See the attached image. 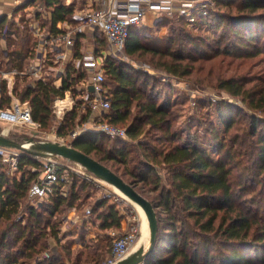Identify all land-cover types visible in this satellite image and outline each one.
<instances>
[{
	"label": "trees",
	"instance_id": "1",
	"mask_svg": "<svg viewBox=\"0 0 264 264\" xmlns=\"http://www.w3.org/2000/svg\"><path fill=\"white\" fill-rule=\"evenodd\" d=\"M41 1L46 4L48 18L37 12L34 21L47 22L52 38L68 33L67 28L58 27L60 23L68 24L69 28L80 25L74 19L73 8L62 0H27L23 6L28 3L38 6ZM217 3L227 7L229 14L223 10L213 13V28L219 30L223 23L227 25L223 38L214 46L181 31L169 38L170 47L151 48L144 44L140 32L133 31L138 28L135 26L130 29L125 53L129 57L151 55L155 70L177 80L196 78L202 72V65L211 64L202 81L207 84L196 79L190 82L197 87L212 85L239 99L245 107L241 109L227 100L217 102L220 120L227 135L230 134L221 141L212 127L219 148L218 162L211 160L208 149L196 139L181 140L176 126L178 116L169 101H161L166 99L160 91L162 82L113 57L104 62L106 79L108 76L113 84L108 92L111 107L105 121L127 128L128 139L137 148H130L125 139L112 142L110 137L97 132L84 133L70 144L107 166L153 204L159 226L157 243L144 264H264V120L249 114L250 111L264 113V68L257 76L250 72L251 68L264 65V0H217ZM25 7L20 8L23 11ZM211 16L201 19V23L210 21ZM11 19L0 14L1 68L8 65L24 72L29 66L27 62L38 57L39 40L33 37L29 19L22 18L19 22ZM228 33L234 37H228ZM75 36V59H79L83 57L79 51L80 32ZM216 45L219 46L215 50ZM208 48L215 53L209 54ZM100 50L99 47L97 52ZM219 55L245 62L238 64L233 74L224 73L219 69L222 65L214 61ZM250 61H254L250 69L240 72ZM46 64L50 68L57 63ZM216 67L218 76L212 75ZM65 69L63 85L59 88L50 80L33 79L22 89L15 86L12 90L19 101L31 105L33 120L42 130L51 127L55 101L64 99L69 91L76 93L73 85L85 79V73L76 64L69 62ZM12 95L3 83L0 108L11 107ZM82 103L78 102L66 113L58 135L65 137L88 120L89 110L83 109L86 112L79 114ZM143 136L164 147H151L149 139L142 142ZM107 162L118 166L117 169L114 171ZM24 166L37 168L39 164L36 158L26 154L20 160V180L10 182L0 172V264H104L111 253L106 242L109 238L96 245H85L83 251L73 256L70 246L62 243V223L54 220L52 224L57 215L75 208L74 204L80 200L76 189L86 188V181L74 179L71 198L62 195L61 187L57 186L56 194L39 205L40 211L30 206L21 220L22 202L37 177L36 172L25 171ZM157 167L169 173L168 185ZM146 193L154 196L149 198ZM160 209L164 218L158 216ZM91 212L100 213L101 230L121 229L123 217L116 205L103 200Z\"/></svg>",
	"mask_w": 264,
	"mask_h": 264
},
{
	"label": "rangeland",
	"instance_id": "2",
	"mask_svg": "<svg viewBox=\"0 0 264 264\" xmlns=\"http://www.w3.org/2000/svg\"><path fill=\"white\" fill-rule=\"evenodd\" d=\"M103 0H62V2L68 6H71L73 8V12H79L81 10H90L92 8H98ZM162 1V0H156ZM164 1V0H163ZM173 4L175 10L172 14L166 15L165 13H162L161 17L155 18V21L150 25L145 27V25L140 28H136L133 31L134 32H140V35L142 37V41L146 46L152 47H159L160 49H166L170 47L169 38L172 36H175V32H189L195 39L200 38L205 40L208 44L216 43L219 39H222L224 36V33L227 31L225 23H223V26L221 29L213 28L214 21H213V15L218 13L219 11L223 10V12H226V14H229V10L227 7L219 6L217 3V0H169ZM193 4L195 6V9H198V6L201 4L206 5V7L203 9V14L201 16L197 17V23H189L188 19L184 16H181L180 9L183 4ZM8 4V3H7ZM25 5V4H24ZM25 7L23 5H18L14 9H12V6L10 4L6 5L4 3L0 4V14H10L11 13V21L19 22L22 18L29 19V24L32 23V19L35 20V16L37 12H42V17L48 18V12L47 7L44 1L39 2L38 6H31L28 8L27 11L25 9H22L20 7ZM222 8V9H221ZM191 10V9H190ZM214 13V14H213ZM153 14L151 12L147 13V16H152ZM211 16V20L209 19L205 21L203 24L201 23V19L206 20V18ZM153 17V16H152ZM39 22V31L41 34L47 36L49 32V24L45 21H41V19L37 20ZM148 23L151 22V20H147ZM46 23V24H45ZM145 23V22H144ZM68 31L72 34L73 37H75L76 29L74 28H67ZM73 29V30H72ZM86 31V29L84 30ZM97 38V45L102 50H104L106 53L107 50L110 49L108 46V43L103 37L94 35ZM229 37H234L233 35L227 34ZM34 37V36H33ZM35 38V37H34ZM43 38L39 37V44L40 40ZM235 40V39H234ZM92 42L87 41L86 43V52L92 48ZM74 46V45H73ZM219 46V45H218ZM216 45L214 48L215 50L218 48ZM105 47V48H104ZM92 50V49H91ZM215 50L207 49V52L209 54H214ZM57 60H61V62H58L56 66L50 67L52 69H49L48 65L46 64L45 68L43 69V72L45 74L46 80H50L52 82H55L56 76L58 73L64 74L66 73V65H64L67 61L69 63V58L66 57L61 58V54L55 55L52 57ZM124 60L119 59L120 61H126L127 63L131 64L132 66L136 67L137 69L146 72L147 74H152L156 78H158L162 83L160 86V91L163 92V98L161 99L163 102L169 101L172 105V109L175 113V115L178 116V123H177V131H179L182 135L181 140H186L188 138L196 139L198 143L205 148L208 149L210 158L213 162H218L219 160V148L218 143L215 141L214 133L215 131L212 127L216 129V133L219 135V139L223 141L226 139L230 134L227 135V132L225 130L224 125L222 124L219 114L217 112V102L219 100H227L233 104L238 105L241 109H244L245 107L240 102L239 99H234L229 97L224 92H221L217 89H215L212 85L211 87H197V85H193V82H190V80L196 79L199 83L207 84L206 82H202L204 79L205 74L208 72L211 64L206 63L202 65V72L200 76H197L196 78H186L183 80H177L174 78H171L168 76L164 71L162 70H155L154 66L151 64L152 56L151 55H144V56H134L129 57L126 55L124 56ZM117 59V58H116ZM259 60V59H258ZM214 61H217V65H222L221 72L233 74L234 71L238 69V64L245 62L243 59H237L228 57L224 59L222 55H219L218 58H215ZM254 61H250L244 65V67L241 68L240 72H243L244 70H249L250 66L252 65ZM63 63V64H62ZM29 66H27V69H29L32 66V61L27 62ZM67 64V63H66ZM199 63L197 64V66ZM258 65V64H257ZM264 68V65H259L255 69L251 68L250 72H254L252 75L257 76L258 74H261L263 71L261 70ZM219 69L216 67V69L213 70V74L215 76L219 75ZM46 71V73H45ZM80 72L85 73V79H87L88 75L86 71H82L80 69ZM229 76V75H227ZM35 79L34 76H30L27 80L23 77H17L14 82L12 83V88L15 86H19L20 89H22L28 82ZM82 80L80 83L74 84L73 88L77 91L67 92L65 95V98H68L70 101L73 100V105L78 104V102L83 101L82 107H84V100L83 98L87 94L86 91V84L87 81ZM88 80V79H87ZM63 84V83H61ZM57 85H60V81L57 82ZM110 86H113L112 82L110 81L109 77L107 76L106 83L104 84L105 89L110 92ZM110 94V93H109ZM13 103L16 102V99L19 101L18 97L15 95L13 96ZM1 99V97H0ZM57 100H63V99H57ZM21 102V101H19ZM57 106V104H56ZM57 110V109H56ZM55 103L53 106V113L54 118L51 123V127L48 130H42L39 125L37 126H23V125H14L5 123L3 121H0V131H4L8 134L9 137L22 140L24 138H34L38 141H57L58 138L60 139L62 136L58 135L59 126L60 123H62L63 119L65 118V113L56 114L55 113ZM80 115L84 114L83 108L80 109ZM85 110V109H84ZM249 112V111H248ZM249 114L251 116H255L259 119L264 120V113L261 112H253L250 111ZM38 124V123H37ZM54 136L57 138L55 139ZM110 139V138H109ZM148 137L143 136V141L147 140ZM114 139L111 138V141L113 142ZM127 140V145H130L132 147L130 148H137L134 146L133 143H131L130 139ZM111 141H106L107 143H111ZM149 142L151 143V147L158 146L159 148L164 147V145H159L157 142L149 139ZM141 152V151H140ZM37 162L39 166L37 168L31 167V166H24V170L28 172H36L37 178L42 174V171L44 170L42 163L44 161L37 159ZM4 164V165H3ZM109 167H114L113 163L107 162ZM117 166V165H116ZM118 167V166H117ZM117 167H114V171L117 169ZM121 169H123L121 167ZM159 175L163 178V181L165 184L168 185V178L169 173L166 169L162 167H157ZM0 172L5 174V178L9 179L10 182H13V180L17 179L20 180L22 176V171L19 169H14L11 167V165H6L3 161L0 160ZM74 179L78 180H85L81 177L73 176L71 178L70 184H68L67 188H65V197L71 198V187L73 186ZM87 183L86 188H77L76 192L78 193V196L80 197V200H77L75 205V208L73 209H67L62 214L60 213L57 215V218L53 219L52 224L55 222L54 220H57L58 222L62 223V229L63 233L61 234L63 238L62 243L65 245L70 246L73 256H75L78 252L83 251L85 245H96V243L100 240H105L106 238H109L110 242L107 240L106 242L109 243V249L113 245V238L110 236L111 231H118L119 235H124L127 232H135V235L137 236V239L134 243V247L136 248L140 244H145L146 247L149 245V227H148V221L145 216V214L142 212H138L135 207L129 203L128 201L124 200L117 192H115V189L110 186L109 184L103 183V182H96V181H88L85 180ZM140 188H143V185L140 186ZM140 189V191H141ZM149 193H146V196L149 198H152L154 195H150ZM144 197V196H143ZM107 201L108 205H116L117 210L122 215V226L121 229H113L109 231L101 230V218L99 219L98 212L91 213L90 215L87 214V210H94L95 206L101 202V201ZM45 202V201H44ZM42 202V204L44 203ZM47 202V201H46ZM32 205V204H31ZM30 202L26 199L24 202H22L21 207V213L19 214L20 219L22 220L23 217L25 219V216H27L30 208ZM1 206V202H0ZM38 211L39 210V204ZM37 208V207H36ZM104 210V209H102ZM102 212V211H101ZM25 215V216H24ZM162 215V210H159L158 216ZM27 218V217H26ZM47 218V216L45 217ZM161 220V217H159ZM18 220V218H17ZM16 220V221H17ZM46 220V219H45ZM49 220L47 219V222ZM26 223V220L24 221V224ZM161 229H163V225L160 226ZM53 240H51L52 243ZM56 244V243H54ZM46 257V255H45Z\"/></svg>",
	"mask_w": 264,
	"mask_h": 264
},
{
	"label": "built area",
	"instance_id": "3",
	"mask_svg": "<svg viewBox=\"0 0 264 264\" xmlns=\"http://www.w3.org/2000/svg\"><path fill=\"white\" fill-rule=\"evenodd\" d=\"M14 1L16 6L27 3V0ZM31 6L32 5L28 3L24 8L25 11ZM205 7L206 5L201 4L198 6V9H195L193 4H183L180 9V14L187 18L189 23H197V17L203 14V9ZM174 10L175 8L169 0L158 2L156 0H103L98 8L81 10L75 13L74 19L78 21L80 25H86L97 30L100 36L107 41L110 49L107 50V53L104 51L101 54H87L82 58L73 59L71 61L73 64H76L77 69L86 71L88 75L87 79H90L89 81L86 80L87 94L83 98L85 102L83 109L89 110L90 113L86 122L79 125L69 135L61 137L60 139L58 138V142L70 145L76 137L87 132L102 133L114 140L128 139L127 128H119L105 121L111 103L108 97V91L104 87L106 82L104 62L109 57L117 59L123 58L122 60L125 59V44L129 37L130 29L135 26H142L148 12L154 13L157 18L161 17L162 13L166 15L172 14ZM32 30L34 31L35 38L38 40L39 37L43 38L40 40V44L43 45V50L39 51L38 49L37 59L32 62V67L24 72L12 69L8 65L1 68L2 60L0 59V97L3 83H6L12 95V83L17 76L21 77L27 75L29 77L34 76L35 79L38 80L46 79L43 69L47 62H56L55 59L49 55L51 53H56L59 46L58 41H64L67 46H73L75 43V37H73L69 31L67 34L55 39L51 36L47 37L41 34L39 28L34 26H32ZM77 32H80V30ZM48 38L50 41L47 40ZM48 46H50V50ZM62 58L65 60L66 56L64 55ZM58 75L60 78L62 77L61 73H58L57 76ZM54 85L58 88L61 87L55 84V82ZM55 113L60 114L58 110H56ZM0 121L23 126L39 125L33 120L31 105L29 103L19 102L17 99L11 107L4 109L0 108ZM54 138L56 139L57 137L54 136ZM23 155L24 154L18 150L0 147V160L6 165H11L15 170L18 169ZM39 160L44 161L42 163L44 170L29 189L27 200L30 202V205L32 204L31 206L38 207L37 204L40 205L45 200L54 196L57 186L61 187V194L66 195L64 193L65 188L70 184L73 176L81 177L88 181L103 182L88 173L80 165L68 161L66 162L63 159L39 158ZM91 213V210H87L88 215ZM109 234L113 238V245L111 247V253L104 264H116L126 258L135 249L134 243L137 236L134 230L124 235H119L118 231L114 230Z\"/></svg>",
	"mask_w": 264,
	"mask_h": 264
},
{
	"label": "water",
	"instance_id": "4",
	"mask_svg": "<svg viewBox=\"0 0 264 264\" xmlns=\"http://www.w3.org/2000/svg\"><path fill=\"white\" fill-rule=\"evenodd\" d=\"M0 147L18 150L24 155H30L36 159L62 158L71 163L80 165L95 178L103 181L124 195L135 205L141 207L149 225V245H138L126 258L116 264H144L147 257L153 252L157 243L158 218L153 204L138 193L130 184L104 164L91 156L77 150L72 145L58 141H38L34 138L14 139L4 131L0 132Z\"/></svg>",
	"mask_w": 264,
	"mask_h": 264
},
{
	"label": "crops",
	"instance_id": "5",
	"mask_svg": "<svg viewBox=\"0 0 264 264\" xmlns=\"http://www.w3.org/2000/svg\"><path fill=\"white\" fill-rule=\"evenodd\" d=\"M1 3H4V4H6V5H8V4H10V6H12V9H14L15 7H16V5H15V1L14 0H0V4ZM8 3V4H7ZM28 10V9H27ZM152 13V12H151ZM153 15V17L152 16H146V18H145V23H143L142 25L144 26L145 25V27H147V26H150L154 21H155V18H156V16H155V14L154 13H152ZM8 16H11V13L10 14H7ZM10 19L12 18V17H9ZM147 20H151V22L150 23H148V21ZM32 23L33 24H31L32 26H34V27H36V28H39V23L37 22V21H34L33 19H32ZM81 26V27H80ZM58 27H60V28H69V26H68V24H66V23H60L59 25H58ZM80 27V28H79ZM140 27H142V26H140ZM140 27H138V28H140ZM79 28V29H78ZM71 29V28H70ZM74 29H76V31H79L80 30V34H81V38H80V40H81V49H79V51H80V54H82L83 56H85V55H87V54H101V53H103L104 52V50H100V52H97V49L99 48L98 47V45H97V38L94 36L95 34L97 35V36H100V34H99V32L97 31V30H94L93 28H91V27H89V26H86V25H79L77 28H74ZM86 29V31H84ZM68 30V29H67ZM40 31H41V29H40ZM33 33H34V31H33ZM50 36V33L48 32V35H47V37H49ZM35 37V36H34ZM100 37H102V36H100ZM47 40H49L50 41V39L48 38ZM75 41H76V36H75ZM87 41H90V42H92V48H90V50H88L87 52H86V43H87ZM40 43H41V41H40ZM58 48H57V50H56V53H55V55H59V54H61V58H62V56H66L67 58L68 57H70L69 59V62H71L73 59H75V56H76V47H75V43H74V46H67L66 45V43L64 42V41H58ZM48 48H49V50L51 49L50 48V46H48ZM92 49V50H91ZM43 50V45H41V44H39V51H42ZM58 62H61V60H57V63ZM67 64H68V61L66 62ZM66 63L64 64V65H66ZM63 64V63H62ZM32 67V66H31ZM30 67V68H31ZM11 68V67H10ZM29 68V69H30ZM28 70V69H27ZM63 78H64V74H62V77L60 78V76L58 75V76H56V79H55V84H57V82L58 81H60V85L59 86H62L63 84H61V83H63ZM87 79H85V81H86ZM90 80V79H89ZM88 80V81H89ZM64 100V106H63V109L62 110H60V109H58L57 107H56V104H58L59 102H58V100L57 101H55V109H57L58 110V112H60V113H67V112H69L70 110H72V108H73V100L72 101H70L68 98H64L63 99ZM67 105H69V106H67ZM55 242L54 241H52V244H54Z\"/></svg>",
	"mask_w": 264,
	"mask_h": 264
},
{
	"label": "bare ground",
	"instance_id": "6",
	"mask_svg": "<svg viewBox=\"0 0 264 264\" xmlns=\"http://www.w3.org/2000/svg\"><path fill=\"white\" fill-rule=\"evenodd\" d=\"M58 104H57V108L58 109H60V110H62L63 109V106H64V100H58ZM67 106H69V105H67ZM60 113V112H59ZM115 192H117L122 198H124V200H126V201H128L129 203H131L134 207H135V209H137V211L138 212H142L143 210L141 209V207L140 206H138V205H135L134 203H132L130 200H128L124 195H122L120 192H118L117 190H115ZM143 213H144V211H143ZM148 227H149V225H148Z\"/></svg>",
	"mask_w": 264,
	"mask_h": 264
}]
</instances>
